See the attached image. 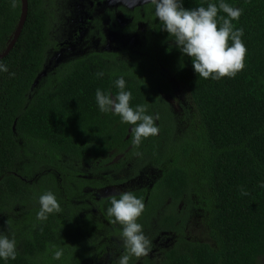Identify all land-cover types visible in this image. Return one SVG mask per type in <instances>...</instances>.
Listing matches in <instances>:
<instances>
[{
	"label": "trees",
	"instance_id": "16d2710c",
	"mask_svg": "<svg viewBox=\"0 0 264 264\" xmlns=\"http://www.w3.org/2000/svg\"><path fill=\"white\" fill-rule=\"evenodd\" d=\"M221 2L243 9L232 24L243 29L247 53L234 78L216 80L198 76L150 0L137 6L134 23L148 19L155 34L141 32L118 50L92 48L51 63L65 46L54 30L59 0H28L21 34L0 59L8 69L0 71V233L15 238L17 249L16 259L0 258V264H95L104 231L122 241L109 263L117 264L126 252L123 226L112 225L108 208L125 192L145 204L137 220L143 231L156 221L157 229L174 233L168 247L132 256L129 264H264V0H183L188 9ZM12 4L0 0V53L21 16V0ZM219 16L230 19L222 10ZM121 76L124 90L132 92L130 106L147 105L146 114L159 117V133L138 147L132 144L135 125L101 112L96 101L97 89L117 95ZM171 97L184 102L185 112ZM139 151L145 152V185L135 180L138 166L129 177L104 181L103 173L84 178L75 164L124 153L111 165L118 170ZM47 191L62 211L38 220L39 197ZM78 200H90L99 221L81 211ZM181 201L185 211L178 208ZM59 249L63 256L53 259Z\"/></svg>",
	"mask_w": 264,
	"mask_h": 264
},
{
	"label": "clouds",
	"instance_id": "9594fccd",
	"mask_svg": "<svg viewBox=\"0 0 264 264\" xmlns=\"http://www.w3.org/2000/svg\"><path fill=\"white\" fill-rule=\"evenodd\" d=\"M117 2V0H112ZM140 0H124L129 7H134ZM149 0H145V3ZM155 5V16L164 24V30L175 38L174 42L188 57L192 58V64L199 77L219 80L222 77H232L244 69V60L247 48L241 37L243 29H234L232 20H238L243 9L233 8L226 3L208 4L207 7L188 9L184 7L183 0H150ZM15 7V0H13ZM222 10L229 18L218 17ZM219 23V27H218ZM229 39L232 45L229 46ZM0 71L7 72L6 66L0 64ZM98 72L97 76H103ZM125 79L121 76L115 81L120 89L114 97L97 89L96 101L103 113L114 112L122 118V122L135 125L132 128V144L138 147L142 138L157 135L159 128L155 125V119L147 113V105L130 106L132 92L125 91ZM139 154V153H137ZM242 195H248L242 191ZM40 210L37 213L38 220H47L48 215L60 213L61 205L51 191H47L39 197ZM145 209L142 199L137 198L132 192H125L120 198H111V207L108 215L114 217L113 223L123 226L122 238L126 249L117 264H129L130 258H140L148 255L151 250V241L143 232V226L137 222ZM55 248V245L52 246ZM17 249L15 238L9 239L7 235L0 233V258L5 260L16 259ZM63 250L54 251L53 259H60Z\"/></svg>",
	"mask_w": 264,
	"mask_h": 264
},
{
	"label": "rangeland",
	"instance_id": "374dc122",
	"mask_svg": "<svg viewBox=\"0 0 264 264\" xmlns=\"http://www.w3.org/2000/svg\"><path fill=\"white\" fill-rule=\"evenodd\" d=\"M67 1L68 0H59V3H60L59 7H58L59 11H57V14L59 17L57 20H54V24L57 26V30H56L57 35L66 34L68 32V30H67L66 24L63 22H65V20H71L72 18L74 19L76 16V14H73L71 12V15L65 19V16L67 15V12H68ZM85 1L89 5V7L93 3V7H90L87 11L82 13V14H84V20L85 21L86 20L94 21V19H96V17L98 16L97 14L103 13L104 7L106 5L110 6L111 4L125 6L126 9H124L123 12H124V17L126 19L129 18L128 14L131 13V11L128 10L129 9L128 5L124 3V0H117V2H115V3L112 2V0H85ZM85 1H83V2H85ZM144 2H145V0H140V2L138 4H141ZM138 4H136V5H138ZM75 10L76 9H74L73 11H75ZM140 12L142 13V10H140ZM119 20H121V21L111 25L110 28L108 29V34H110L108 41H110V45H103V44L107 43V41L106 42L101 41V45H94L95 43L93 42V40L91 42H89L91 44L93 43L92 45L87 44L86 40H85L86 37L91 36V38H94L97 35V33L91 35L92 32L88 33L89 32L88 31V32H86V33H88L87 35H86V33L83 36L80 35L79 44L77 46H75L74 44L65 45L62 48H60L57 52L55 51L54 55L57 56V60L56 61L53 60L51 63H54V64L57 63L59 65L60 62L62 61L59 59L60 56H63L64 54H67L69 52H75L76 54L77 53L78 54H84L87 50L92 49V48H101L100 50L107 49V50H111V51L118 50L119 47L123 44V40H127V42L129 43V41H130V39H132V37L137 39L136 37H138L139 34H140L139 36L142 35V33H141L142 30H145V32H149L151 34H155L152 27H151L150 22H149V24L146 22V25L144 26V28H141L142 30H137L133 34V36H130L132 34L127 33V31H130V30H128L126 28L127 25H124L127 22V20H124V19L122 20V18H120ZM103 21H104L103 17L97 19L96 27L99 28V29H97V32H98V30H101V26L103 25ZM80 23H83V25L86 28H89L90 31H92L95 27V22H90V23L76 22V26H79ZM122 31H124L126 33H123ZM83 32H85V30H83ZM59 40L64 41V38H60ZM84 43H86V44H84ZM69 59L70 58H64V60H69ZM53 65H52V67H53ZM50 69H52V68L50 67ZM180 94H181V91L178 90L177 95L179 96ZM171 102L173 103V106H175L177 108V111H180L183 108L184 102L181 99H177V101H176V99L171 97ZM180 112H185V110H182ZM132 162H133V160L129 161L127 166L126 165H124V166H126V168L131 167V170L133 171L135 169L134 166H135L136 162H133V163ZM75 164H76L78 170L83 173V177H86L89 179L97 178V175H95L96 170H98V168H99L96 166L97 164L94 165L92 163H85V164L82 163L81 165H79L77 162H75ZM139 165L140 164L138 162V166ZM125 169L122 172L128 174V172L125 171ZM143 169H141V172L143 171ZM145 171L143 173L139 174V178L137 179V181H141L142 183H145L149 180L148 173L144 174ZM101 172L103 174H105L104 170L103 171L101 170ZM116 173L117 174H114V173L111 174V180L119 181L120 179L123 178V175H120L121 172H116ZM110 190H114V188L109 187L108 191H110ZM115 190H117V189H115ZM93 199L97 200V198L95 196ZM86 201L90 202V200H86ZM185 203H184V201H181V203L178 205V208L181 211L185 209V207H186ZM76 204H77V202H76ZM81 207H82L81 211H85L86 213H89L91 219H93L94 221H99V219L97 218V215H95V213H97V212L95 210L92 211V206H87V205L81 204ZM111 223H112V225L116 226V223H113V222H111ZM105 224L107 225V223H105ZM192 227H193V229H195L194 230V232H195L199 228L198 223L197 222L195 224L193 223ZM157 228H158V226L156 225V221H153L150 229L148 230V231H150L149 232L150 235L148 234V236H146L151 241V250L148 254L153 253V252H158L159 250H162V248L168 247V245L172 242V240L174 238L173 232H169V231L161 230L160 228L159 229H157ZM155 229H157V230H155ZM101 230L104 231L103 226H102ZM92 232H93V234L97 233V227L94 228ZM143 232L145 235L147 234L145 231H143ZM97 236L99 237V235H97ZM83 240L87 241L88 238L87 237L83 238ZM121 242L122 241H120V238H118V237H112L110 235L105 236V231H104L103 235L101 237V240H100V245L103 246V249L101 252V258L100 259L98 258V255L100 257V251H99V254L97 252V255L95 256L96 259H99L96 261V263L97 264H109L112 261V259L115 257L114 252H116V250H118V248H119L118 246L121 245ZM112 243H115L116 246H113V245L111 246ZM89 264H92V262H90Z\"/></svg>",
	"mask_w": 264,
	"mask_h": 264
},
{
	"label": "flooded vegetation",
	"instance_id": "af4514ba",
	"mask_svg": "<svg viewBox=\"0 0 264 264\" xmlns=\"http://www.w3.org/2000/svg\"><path fill=\"white\" fill-rule=\"evenodd\" d=\"M83 1H85V0H68L67 1V6H68V12H67V15L65 16V19L67 18V17H69L70 15H71V12L73 13V14H76V16H75V18L73 19H71V20H65V22H63V23H65L66 24V27H67V30H68V32L66 33V34H64V35H59L58 37H59V39L60 38H64V41L62 40V41H60L59 39H58V44H60V45H63V44H65V45H71V44H74L75 46H77L78 44H79V38H80V35L81 36H83L86 32H88V33H90V32H92L91 33V35L92 34H95V33H97V35H96V37H94V38H91V36H88V37H86L85 38V40H86V43L87 44H91V43H89V42H91L92 40H93V42L95 43L94 45H101V41L102 42H106L107 41V43H105V44H103V45H110V41H108L109 40V35L110 34H108V29L110 28V26L111 25H113V24H115V23H117V22H120L121 20H119L120 18H122V20L124 19V20H127V22L124 24V25H127L126 26V28L128 29V30H130V31H127V33H131L132 35H130V36H133V34L137 31V30H142L141 28H144V26L146 25V22L149 24V21H148V19L147 20H145L144 22V24H141L140 23V25H138V24H135L134 23V20H135V17H136V15H135V13H136V8H137V6L138 5H143L144 3H141V4H138V5H135L134 7H129V9L128 10H130L131 11V13L130 14H128L129 15V18L128 19H126L125 17H124V9H126V7L125 6H120V5H116V4H111L110 6H105L104 7V9H103V13H99V14H97L98 16L96 17V19H94V21H90V20H84V14H82V13H84L85 11H87L90 7H93V3H92V5L89 7V5L87 4V2L85 1V2H83ZM124 4V3H123ZM82 6V7H81ZM74 9H76L75 11H73ZM140 10H142V13L140 12ZM139 12L142 14V15H144V10H143V8L141 7V8H139ZM57 14V13H56ZM81 14V15H80ZM80 16V17H79ZM101 17H103V19H104V21H103V25L101 26V30H98V32H97V29H99L98 27H96V22H97V19L98 18H101ZM58 19V18H57ZM76 22H87V23H90V22H95V27H94V29L92 30V31H90L89 30V28H86L84 25H83V23H80V25L79 26H76ZM137 22V21H136ZM54 30L56 31L57 30V26L54 24ZM83 30H85V32H83ZM123 33H126V32H124V31H122ZM88 33H86V35L88 34ZM142 33H146L145 32V30H142ZM140 35V34H139ZM139 35H138V37H139ZM68 37V38H67ZM137 37V38H138ZM95 40V41H94ZM130 40H136L135 38H133L132 37V39H130ZM86 43H84V44H86ZM119 43V42H118ZM93 44V43H92ZM91 44V45H92ZM93 45V46H94ZM74 54H76L75 52H69V53H67V54H64V56H66V58L68 57V56H74ZM78 54V53H77ZM132 129V128H131ZM137 153H139V154H136L135 156H133L132 157V159L131 160H133V162H136V164H135V166H134V168L136 167V166H138V162H139V164H140V166H138V168H139V173H141V169H143V168H145V166H143L140 162H142V160H144V156H145V152L144 151H139V152H137ZM124 153H117V155H114V153H108V158L106 157V158H104L103 157V153L101 154V156L98 158V160L96 159L95 161L93 160L92 162H89V163H92V164H97L96 166L97 167H99L98 169H100L99 171H97L96 170V172H95V175H97V178H98V174L99 173H102L101 172V170H102V166H106V167H108V166H110L108 169H106V170H104V172H105V174H106V176L104 177V181H106L109 177L111 178V174L112 173H114V174H117L116 172H121V174L120 175H123V178H126V177H129L132 173H133V171L131 170V167H129V168H126V166L128 165V163L129 162H125V160H124V163H122V164H124V165H126V166H123L121 169H116V168H114V167H111V165L112 164H114V163H117L120 159H123L124 158ZM109 157H111V158H109ZM108 159H111L110 161H108V162H105V161H107ZM105 162V163H103V162ZM132 162V163H133ZM85 164V163H87V162H84V161H82V162H80V164ZM126 168V169H125ZM125 169V171H127L128 172V174L127 173H124V172H122L123 170ZM116 171V172H115ZM127 174V175H126ZM84 178H86V177H84ZM122 178V179H123ZM139 178V175H137V179ZM122 179H120V180H122ZM137 179H135L136 181H137ZM103 181V182H104ZM115 181V180H114ZM95 182V181H94ZM148 183V181L147 182H145V183H142L141 181H137V184H143V185H145V184H147ZM100 186H102V187H98L96 190H99V189H106V188H108L109 187V185H103L102 183H98ZM123 183H120V184H117V185H115V187H118V186H120V185H122ZM83 189H85V188H83ZM104 194V193H103ZM106 194V193H105ZM104 194V195H105ZM94 196L97 198V200L99 199L98 198V194H97V192L96 193H94L93 194V198H94ZM92 198V199H93ZM97 200H94V201H97ZM78 202L80 203V204H83V205H87V206H93V203H91V202H87L86 200H78ZM89 203V204H88ZM152 225V224H151ZM151 225H150V227H151ZM156 225H157V223H156ZM150 229V228H149ZM149 229H145L144 231L147 233L146 234V236H148V234H149V232L150 231H148Z\"/></svg>",
	"mask_w": 264,
	"mask_h": 264
},
{
	"label": "water",
	"instance_id": "95a60500",
	"mask_svg": "<svg viewBox=\"0 0 264 264\" xmlns=\"http://www.w3.org/2000/svg\"><path fill=\"white\" fill-rule=\"evenodd\" d=\"M21 3H22L21 16H20L17 28L14 31L13 36H12L8 46L6 47V49L0 53V59L4 58L10 52V50L13 48V46H14L16 40L18 39V37L20 36L22 28L25 24L27 14H28V0H21ZM44 74H46V70L42 72V75H44Z\"/></svg>",
	"mask_w": 264,
	"mask_h": 264
}]
</instances>
